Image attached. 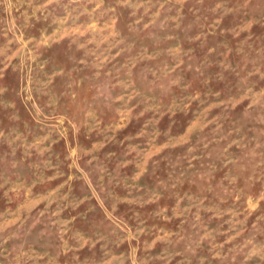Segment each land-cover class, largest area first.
I'll return each mask as SVG.
<instances>
[{
  "label": "rangeland",
  "instance_id": "1",
  "mask_svg": "<svg viewBox=\"0 0 264 264\" xmlns=\"http://www.w3.org/2000/svg\"><path fill=\"white\" fill-rule=\"evenodd\" d=\"M0 264H264V0H0Z\"/></svg>",
  "mask_w": 264,
  "mask_h": 264
}]
</instances>
